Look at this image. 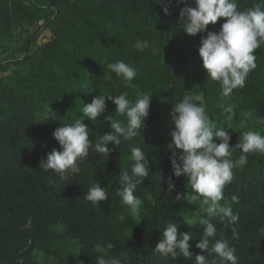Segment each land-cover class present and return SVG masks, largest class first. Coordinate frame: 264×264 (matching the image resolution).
<instances>
[{
    "label": "trees",
    "instance_id": "16d2710c",
    "mask_svg": "<svg viewBox=\"0 0 264 264\" xmlns=\"http://www.w3.org/2000/svg\"><path fill=\"white\" fill-rule=\"evenodd\" d=\"M253 2L237 0L238 10ZM186 3L170 0L166 14L156 0H0V53H9L0 62V264H37L36 251L56 258L54 264H97L98 256H116L121 264H194V258H164L153 251L168 223L192 234L193 257L207 255L196 247L202 239L199 221L183 220L194 209L188 200L195 193L187 177L172 176L170 113L185 91H196L203 93L211 119L230 132L231 146L243 131L264 134V123L255 119L241 127L246 111L264 117V43L254 50L257 67L245 86L224 97L220 84L208 78L202 66L198 49L206 33L192 36L182 28ZM225 19L210 23L208 29L219 30ZM25 28L32 32L23 38ZM45 29L51 37L39 44ZM137 40L147 42L143 51L134 47ZM118 60L135 68L132 81L107 68ZM125 92L133 101L139 94L153 93L138 136L122 140L119 148L110 145L115 150L109 157L90 149L83 162L77 161L78 172L67 180L40 169L47 153L60 149L53 131L62 123L80 119L88 125L93 144L111 131L105 116L126 123L110 100L95 122L81 112L84 103L99 94ZM229 105L236 112L231 121L224 111ZM131 146L141 147L150 165L149 176L134 193L141 200L138 215L115 195L122 168L130 171L133 162ZM241 154L239 149L231 151L230 158L235 161ZM169 176L176 185L172 193ZM98 181L106 187L108 199L93 205L84 197ZM223 195L220 203L238 213V221L225 227L218 216L206 219L231 241L239 264H264V237L258 232L264 226V153L249 154L245 165L233 169ZM233 196L238 199L233 201ZM233 229L239 239L233 238ZM62 241L78 244L76 259L53 248Z\"/></svg>",
    "mask_w": 264,
    "mask_h": 264
},
{
    "label": "clouds",
    "instance_id": "9594fccd",
    "mask_svg": "<svg viewBox=\"0 0 264 264\" xmlns=\"http://www.w3.org/2000/svg\"><path fill=\"white\" fill-rule=\"evenodd\" d=\"M156 2L164 6L166 14H170V0ZM181 17L186 34L195 36L206 33L201 39L199 55L208 78L220 84L222 95L230 97L234 90L243 88L249 73L257 67L254 50L264 43V0H254L250 7L243 10H238L237 0H193L192 4L186 3L181 9ZM222 17L226 19L219 30L208 29L210 23L216 24ZM134 47L143 51L147 42L137 40ZM107 68L125 81H132L137 75L135 68L122 60L109 63ZM106 78L111 80L112 76ZM152 94H139L134 101L128 98L126 92L118 95L99 94L92 102L84 103L81 110L83 117L95 122L106 112V100H110L116 105L115 113L125 117L126 123L113 119L111 114L105 116L104 119L110 122L111 131L97 138L94 144L89 139L88 125L80 119L70 124L62 123L53 131L60 149L48 152L47 159L40 162V169L54 172L60 180H67L78 172L77 161L83 162L90 149L109 157L115 148H119L122 140L128 141L140 134L149 116ZM224 111L229 121L236 116L232 105ZM170 115L174 123L169 145L172 176L187 177L195 193L188 202L197 209L199 224L203 228L202 239L196 247L206 251L207 255L196 254L193 257L189 245L192 234L178 232L177 223L166 225L153 251L164 258H194V264H239L236 248L231 241L223 233L218 234L216 225L204 217L218 216L225 227L238 221V213L234 214L230 206H222L220 201L224 198L226 184L233 179V169L245 165L249 154L264 153V134L253 130L243 131L239 142L231 146L230 132L218 127L211 119L206 111L203 93L196 91H185L182 99L175 102ZM253 119L264 123V117H254L253 111L249 110L243 113L241 127ZM214 137L220 142L217 143ZM237 149L242 154L233 161L231 151ZM131 157L130 171L122 168L121 187L115 195L120 197L121 204L126 205L132 215H138L141 200L134 193L137 184L149 176L150 165L146 153L139 146H131ZM172 176L167 178L168 192L171 193L176 188ZM84 198L98 205L108 199V192L98 181L89 187ZM175 198L180 200L181 194L177 193ZM232 199L236 201L238 198L233 196ZM119 219L123 222L125 217L121 215ZM258 232L260 237H264V226L259 227ZM232 236L239 239L235 229ZM97 264H121V260L116 256H98Z\"/></svg>",
    "mask_w": 264,
    "mask_h": 264
},
{
    "label": "rangeland",
    "instance_id": "374dc122",
    "mask_svg": "<svg viewBox=\"0 0 264 264\" xmlns=\"http://www.w3.org/2000/svg\"><path fill=\"white\" fill-rule=\"evenodd\" d=\"M18 32H19V30H18ZM22 32H23V38H25L28 34H30L32 32V29L31 28H25V30H23ZM50 37H51V32L48 29H45L39 37V44H43L44 42L49 40ZM20 39L21 38L18 37L16 44L19 43ZM8 55H9V53H0V62L2 61V59L5 56H8ZM0 77H1V72H0ZM197 203H199V201ZM220 204L223 206L222 203H220ZM204 218H206V217H204ZM199 219H200V216H199V213H198L197 209L195 208V206H194L193 210L187 211L183 217L184 221H186V222L189 221L190 223L191 222H197V221H199ZM53 248L64 256L69 255V256H72L74 259H76L79 246L74 241H62V242L56 243ZM35 254L37 257V262H38L37 264H47V263L54 264L58 261L53 256H48L46 253L41 252V251H36Z\"/></svg>",
    "mask_w": 264,
    "mask_h": 264
}]
</instances>
